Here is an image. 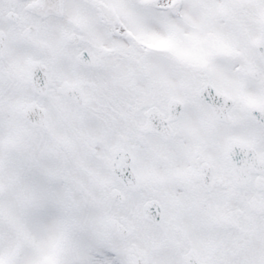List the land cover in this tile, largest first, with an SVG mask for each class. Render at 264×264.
I'll list each match as a JSON object with an SVG mask.
<instances>
[{
    "label": "snow or ice",
    "instance_id": "1",
    "mask_svg": "<svg viewBox=\"0 0 264 264\" xmlns=\"http://www.w3.org/2000/svg\"><path fill=\"white\" fill-rule=\"evenodd\" d=\"M0 264H264V0H0Z\"/></svg>",
    "mask_w": 264,
    "mask_h": 264
}]
</instances>
